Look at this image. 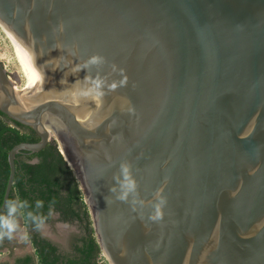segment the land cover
<instances>
[{
    "label": "water",
    "instance_id": "obj_1",
    "mask_svg": "<svg viewBox=\"0 0 264 264\" xmlns=\"http://www.w3.org/2000/svg\"><path fill=\"white\" fill-rule=\"evenodd\" d=\"M0 23L41 98L0 59V110L40 137L0 212L49 121L110 264H264V0H0ZM123 161L142 205L110 191Z\"/></svg>",
    "mask_w": 264,
    "mask_h": 264
},
{
    "label": "trees",
    "instance_id": "obj_2",
    "mask_svg": "<svg viewBox=\"0 0 264 264\" xmlns=\"http://www.w3.org/2000/svg\"><path fill=\"white\" fill-rule=\"evenodd\" d=\"M39 139L31 126L13 120L0 110V206L10 175L9 151L18 143ZM17 197L29 201L33 207L37 200H42L41 211L47 217L46 222L52 219L53 213H58L64 222L81 223L84 233L74 238L71 250H63L31 223L24 222L33 251L17 256L7 264H110L105 257H100L102 249L85 194L56 139H51L38 152L23 150L17 154L9 199ZM8 240L0 241V248Z\"/></svg>",
    "mask_w": 264,
    "mask_h": 264
},
{
    "label": "clouds",
    "instance_id": "obj_3",
    "mask_svg": "<svg viewBox=\"0 0 264 264\" xmlns=\"http://www.w3.org/2000/svg\"><path fill=\"white\" fill-rule=\"evenodd\" d=\"M92 65H100L104 63L103 57L99 55H94L88 61ZM113 71H117V67L113 65ZM123 72V69H119ZM97 89L101 87L103 81L99 78L94 82ZM127 83V78L121 79L120 81H113L108 85L110 90H115L118 87L125 86ZM99 95H103L102 92ZM131 164L127 161L121 162L119 166V174L114 176L116 184L119 186V190L116 187L110 189L111 192L117 194V199L121 201H129L131 197V203L133 206L143 204V201L139 197V185L137 180L134 178ZM166 200L160 197L158 201L153 205V213L149 217L152 221H159L163 218V207ZM44 202L42 200H37L35 206L33 207L29 201L15 198L6 201L4 206V211L0 212V241L7 239H13L19 236L21 239L27 238V233L23 231L21 227V220L26 224L31 223L34 228L38 231H42L46 227V219L41 209L43 208Z\"/></svg>",
    "mask_w": 264,
    "mask_h": 264
},
{
    "label": "rangeland",
    "instance_id": "obj_4",
    "mask_svg": "<svg viewBox=\"0 0 264 264\" xmlns=\"http://www.w3.org/2000/svg\"><path fill=\"white\" fill-rule=\"evenodd\" d=\"M0 59L5 64L9 75L15 85L21 90L23 95L27 94L26 78L23 74L21 66L17 60L12 44L0 27ZM51 139L58 141L54 125L51 128ZM59 143V142H58ZM21 227L27 233L24 221L21 220ZM43 235L57 243L63 250H71L72 242L76 236L84 233V226L79 222L68 223L59 219L58 213H53L52 219L46 222V227L41 231ZM33 251L31 242L21 239L19 236L9 239L0 248V264L11 263L15 257L24 255ZM100 257H105L103 251Z\"/></svg>",
    "mask_w": 264,
    "mask_h": 264
},
{
    "label": "bare ground",
    "instance_id": "obj_5",
    "mask_svg": "<svg viewBox=\"0 0 264 264\" xmlns=\"http://www.w3.org/2000/svg\"><path fill=\"white\" fill-rule=\"evenodd\" d=\"M0 27L2 28V30L5 32V34L9 38V40H10V42L12 44L13 50H14V52L16 54L17 60L19 62V65L21 66L23 74H24V76L26 78V85H27L28 91H27L26 95H23L21 90H19V88L15 85V83L13 82V80H12V78L10 76L11 81L13 82V84L15 86V91H16L17 97L27 108H31L32 106H34V104L39 103L41 101L40 90L34 84V82L31 80V78H30V76H29V74L27 72L26 67L24 66L23 62L21 61V58H20V56L18 54V51H17V48L15 46V43H14L12 35L10 34V32L8 30H6L2 26L1 23H0ZM46 122H47V125H49V127H51V128L53 127V124H51V122H49V121H46Z\"/></svg>",
    "mask_w": 264,
    "mask_h": 264
},
{
    "label": "flooded vegetation",
    "instance_id": "obj_6",
    "mask_svg": "<svg viewBox=\"0 0 264 264\" xmlns=\"http://www.w3.org/2000/svg\"><path fill=\"white\" fill-rule=\"evenodd\" d=\"M40 233H41V231H40ZM42 234V233H41ZM43 235V234H42ZM45 236V235H44Z\"/></svg>",
    "mask_w": 264,
    "mask_h": 264
}]
</instances>
